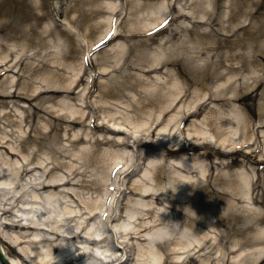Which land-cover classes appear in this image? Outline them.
Returning a JSON list of instances; mask_svg holds the SVG:
<instances>
[{
  "label": "bare ground",
  "instance_id": "obj_1",
  "mask_svg": "<svg viewBox=\"0 0 264 264\" xmlns=\"http://www.w3.org/2000/svg\"><path fill=\"white\" fill-rule=\"evenodd\" d=\"M153 1L154 0H142V2L134 3L126 14L122 7L117 6V4L113 2H102L94 5L95 9H93V14L101 15V13L106 12L108 15L101 22L94 23L95 29L99 35L95 41L91 42L89 51L94 49L96 45H100L99 43L105 46L102 40L108 32H115V36L112 41L106 44L110 45L111 48L108 47L97 54L95 57L96 60L92 62L91 66L96 67L98 65L100 76L111 75L113 79V73L123 67V60L130 53H134L136 61L143 59V61L148 63L140 65L138 64L139 62H134L132 65L135 67H147L149 69L147 70V74L160 72L164 67L166 68L168 65H173V67H176L178 74L182 76L186 74L185 67L179 62L175 63L166 60L167 55L171 56L173 54V48L168 47L166 48L167 50H162L160 54L151 59L152 57L148 53L147 47L153 44V42H158L159 39H156L157 36L165 32H156L155 28L161 23L172 24L181 19L191 20L196 27L206 24L218 27V29H214L218 39H211L207 42L209 46L214 44L213 47L200 45L202 47L190 48V50L188 48L183 49L184 54H190L187 57L188 60H195L204 54L210 55L209 57L211 58H209L208 64L203 60V64L210 67V73L208 75H202V73L197 70L198 66L195 60V66H193V68L199 73L195 79L191 80V83L196 86H201L203 89L196 93V97L193 98L195 99L193 105H189L187 109L183 108L187 103L189 90H186L183 84L178 83H174L172 87H170L172 90H168L166 96H160L158 99H154L150 96L140 97L138 95L118 96L125 90H137L138 86L142 84L133 76H127V80L124 82L116 83L118 86L112 85L111 81L108 82L109 85L103 84L102 91L100 90L98 96H96L99 99L96 98L95 102L89 103L88 100L91 96H80L81 98H78L80 102L74 104L71 96L74 95V90L84 80V75H80L82 67H79L77 62L67 65V62L64 60H62L61 63L55 61L56 64L54 66L48 65V57H57L60 53H58L57 44L54 42L49 44L46 41L47 38L51 40L53 37L52 32L47 30L39 32L35 28L39 22V20H37L35 24L32 25L30 32L26 34L25 38L29 45L28 35L32 37L33 40L37 38L39 41H45L44 46L48 47L46 50L54 49L51 53L43 54L40 50L33 55L41 58L37 64L40 66L39 71L42 67H46V65L49 69L53 70H50L51 76L44 78L42 82H39L40 84H35L36 82L33 83V87L29 91V86L31 87L30 84H32L34 79L36 80L39 75L37 73L35 77L31 75L30 77L26 76V68L31 65L34 66L32 62L27 63L30 55H15L12 49H10L9 52L2 51L5 52V54L0 56V74L8 73V76L0 82V108L2 109L0 111V126L1 124L3 126L13 125L19 128L23 135L18 136L22 139L21 142L18 140L20 144L18 147H15L11 146L10 140L7 139L11 134L2 131L5 133V136L0 139V148L1 146L8 148L4 151V155L7 157H18L20 155L23 158V162L16 163L17 168H13L12 176L16 179L27 177V175L32 174L36 169H42L44 171L46 180H40L35 184V187L38 186L43 192L53 191L60 187L73 184L80 174V171L76 168V165L79 164L73 160L78 158V163L79 161L80 163H85L86 161L91 162L92 159L90 160V157L86 155L89 153L86 151L89 148L94 149L97 147V149H95L96 152L99 145L111 143L112 148L105 150V159L108 161L107 164L110 165V170L112 167H117V174L119 177L127 174L129 171V164L133 165L138 156L140 158L143 156V167L139 172L142 174L139 176L141 180L138 181V183L134 181L131 185L137 196L152 199L153 202L141 203V201L138 200H129L124 215L120 217V212L117 214L120 217L119 221H122L121 219L125 217V213L126 219L128 218V220L135 219L137 215H143L144 213L153 216L152 211L154 213L155 209L152 208L151 204L161 206L164 202L171 205L175 213L173 212L169 218L163 217L156 220L155 225L153 224L152 227H150L151 225L149 222H145L146 220H143V218L141 219L143 223L133 227L134 230L130 229V221L127 222V220L120 223V229H123L120 233L125 236V240L122 242L124 249L126 247L136 249L137 247L139 250L137 262L135 264H167L173 262L175 258H177L178 261L173 262L174 264H197L199 261H201V264L207 262L208 264H218L220 262H223V264H264V232L261 234L255 232L259 225L264 224V216L253 212V210L249 209V205H247L250 203L254 206L260 205L264 207V160L255 161L259 156L264 159V106H260V112L257 113L249 104L250 101H257L258 97L264 100V96H252L259 87L264 85V74L261 77L255 76L253 78H248L239 74L240 71L249 68V61L246 58L251 57L250 55L237 54L232 50L237 45L246 43V41L241 37L239 38L238 35V32L242 28L237 29L231 25L229 27H223V22H234L241 14L246 17L252 16L253 18L255 14L260 13L259 9L262 5L260 6V4H258L256 6L253 0H231L229 7L231 14L229 19L225 20L226 15L222 16L220 14L221 16H219L218 11H216L219 6V4H217L218 0H173L174 4L185 2L187 5L192 6L193 9L190 15L179 10H175L176 14H170L171 9L169 5L166 7V5L164 6V4H162V1L159 3H154ZM3 4H7L5 0ZM210 7L211 10H207ZM253 7L256 8L255 12L251 11L252 9L250 10V8ZM124 14L129 18L127 20V28H129V30H127L128 33H123V31L119 29V26L115 24L116 21L112 20L114 16L121 17ZM145 15L148 19L142 21V17ZM170 16H172V18ZM248 27L250 28L251 26L249 25ZM3 28H10L13 32L17 31L12 23L0 26V31H2ZM248 31L249 30L245 32L249 35L250 33H248ZM228 33L230 35H227ZM58 34L61 35L60 33ZM178 34L179 33L175 32L169 38L161 39L160 42L163 41L162 43L164 46L170 39L173 40ZM83 35L86 38L88 37L87 32ZM21 36L24 37V34ZM124 36L127 39L131 38L134 40L132 41V47L127 46L126 43H115L119 38H123ZM141 37H143V39ZM205 37L206 34H199V36H197L200 41L199 43L202 44L201 41H203V39L200 38ZM41 45L42 44H38L37 47H41ZM222 47H229L230 49L222 52ZM211 52H213V54H211ZM64 58H66V56ZM103 59L107 61L106 64L103 62ZM150 60L153 61V63L148 65ZM237 60H240V64L234 63ZM261 60L264 62L263 57L260 61ZM198 65L200 66V64ZM65 67L76 72V74L68 79V83L63 85L62 76L60 77V75H56V73H58L59 70L65 69ZM130 67L132 66L130 65ZM16 75L19 77H16ZM239 75L242 77L237 79ZM214 80L225 81V85L223 87H213L212 89L214 91H212V89L211 91L206 89V83ZM239 82L240 85H238ZM185 85H188L187 81ZM96 87V84L92 86L94 89ZM105 88H107V91L104 93ZM207 91L209 92V94H207L208 96L203 98L202 96L206 94ZM30 93L32 94L30 95ZM63 94H67L69 97H63ZM120 98L125 99L121 100ZM98 100L99 102L94 106V103ZM22 103H27L28 105H21ZM215 104L218 105L216 109L214 108ZM20 107L27 109L23 110ZM255 107L257 108L258 106L256 105ZM147 108H150L149 111H147ZM20 109H22L24 113L20 112ZM227 109H230V111H226ZM120 110L130 114L126 120L116 117L117 114L123 113ZM205 110H208V114L202 116ZM244 110H253L254 115L248 117L247 114L244 113ZM96 111H105L106 114L108 112L107 116H109L110 122H114L109 123L110 126L101 125L99 122V125H101L99 128L107 129L114 135H120L124 131H127V129L125 130L123 127L132 126L129 130H133L134 134L130 135V138L133 140V145L137 148L138 155L136 153L133 157H130L126 153L127 151L124 149L126 144L120 142L122 137L112 139L110 136V140H99L94 137L89 139L87 134L83 137L73 132L76 126H80L84 121L85 123L87 121L91 126L94 122L95 115L98 113ZM61 113H65L66 115ZM171 113H174V115L170 116ZM42 115L50 119L45 126V128L48 126L50 130L49 133L42 132L40 128L35 125L37 119H40ZM144 116L147 118H144ZM201 116L202 118H199ZM24 126L33 129V132H35L34 137H30L32 141L37 142L36 140H39V142H37L39 147L41 146V140L43 142L50 136L53 142L56 143L59 139H62L63 135L61 134L63 132L66 137L70 136L72 133L69 144H71L70 146L73 148L70 150L60 149V151H54L55 153L61 154L63 158H68V163L63 162V160L60 161L59 159H55V161L53 160L52 162H48L49 160H37L34 152H26L23 143L24 141L26 143L28 139H26V136L24 137ZM156 131L157 142L159 143V145L156 146L164 153V163L161 165L156 164L151 154L144 149L145 147H155V143L153 144L145 139L154 137ZM40 134L43 135V138H41ZM81 142L89 145V147H83V149L80 150L81 155L76 156L73 152H75V148ZM9 150L11 151L9 152ZM179 152H181L180 155L178 154ZM4 155L0 156L2 157L0 159L9 162ZM126 161L127 164L120 166V162L123 164V162ZM102 162L103 158L97 161L99 164ZM253 164L257 165V169L252 166ZM63 168L66 169L68 175L57 180L55 178L52 179L53 172ZM132 175L133 174H128L126 177ZM136 175L139 174H135L134 176ZM1 176L0 174V177ZM151 179H153V181L157 179L159 183L166 180L169 183V187L162 189L160 193L155 192L153 186L148 183ZM105 182L106 179L104 178L103 181H101L102 188L106 186ZM120 188L121 182L119 183V191ZM187 193L190 196H194V198H188ZM57 194L58 193H55L53 196H46L45 201L50 207L54 206V198ZM63 194L65 195L64 190L61 192V195L63 196L62 198H65ZM66 195L71 196L69 192ZM105 195L108 197L111 194L105 193L104 197ZM99 198L100 194L97 195L96 199H91L90 204H86L87 212L84 213V215H88L87 218H85L84 224L81 225L82 230L80 234L88 230L89 224L92 221L96 222L100 220L102 222L101 219H103V216L100 217L99 214L103 212L102 208L104 207L103 204L101 206ZM15 199L18 201L17 198ZM224 200L226 202L225 220L222 219L218 211L219 204ZM12 206L13 205H10L7 201L5 204L6 208L0 209V219L11 213L13 210L11 209ZM66 209L69 210L68 218L73 219L77 217V215H74L75 213L71 208L67 207ZM192 210H195V217L191 214ZM206 210L210 211L218 221L209 220L203 223ZM242 212L247 215L243 216ZM114 215L115 211L111 210V214L108 215L109 223L112 221ZM144 216H146V214H144L143 217ZM164 220L167 222V225L168 223L175 222L181 227H193L195 229H202L204 226L203 224H206V226L211 229H215L218 224H222L221 226L223 229L221 231V236H217V238L213 240L203 238L197 241L198 245L196 246H193L191 242L187 241L184 229L179 230L176 234L177 237L180 238L177 240L173 237L155 239V233L154 237L152 236L153 238H146V241L150 240L151 244L148 243L144 247L138 245V243L136 245L131 243L133 238H140L149 228H156V226L162 224L160 221ZM19 224H21V220L12 224L1 223V241L13 245L14 242L10 240V235L6 232V229L16 228ZM112 233H115L114 230H112ZM102 236L103 235L99 234L98 231L91 232L89 235L90 240L87 239L86 242L95 246L106 247L107 249H97V252L95 251L96 253L83 251L78 254H73L71 257L65 256L66 252H62L58 257L65 256V264H80L83 259L91 256L101 260L107 259L108 257L105 254L108 251L114 250L115 245L111 247V243H109L106 238H101ZM233 236L237 237L238 240L236 239L231 247L225 248L224 244H229ZM239 236H242V238ZM244 236L247 237V239L244 238ZM72 238L73 240H77L80 238V235L77 234ZM184 239L186 242L183 241ZM16 243H18V240ZM172 244H177V246L180 247L175 248L176 250H172ZM221 247L223 251H221ZM2 249L9 264H30L26 263L16 252L15 254L21 261H15L8 255L3 245ZM209 249H213V252ZM105 250L107 251L106 253H104ZM53 251H56V249H53ZM144 253L146 254V259L144 258L142 260L141 257ZM101 254H104V257L101 256ZM234 254L236 255L230 258V255ZM182 255L185 257H181ZM125 257V260L115 257L109 261L111 264H128V262L132 260L131 258H133L132 252L126 250Z\"/></svg>",
  "mask_w": 264,
  "mask_h": 264
},
{
  "label": "rangeland",
  "instance_id": "obj_2",
  "mask_svg": "<svg viewBox=\"0 0 264 264\" xmlns=\"http://www.w3.org/2000/svg\"><path fill=\"white\" fill-rule=\"evenodd\" d=\"M7 4H3L4 0H0V26H3L8 23H12L13 27L17 30L13 32L10 28H3L2 31H0V56H3L5 52L2 51H7L9 52L10 49H12V52L15 55H23L27 54L30 55V58L28 59L27 63L32 62L34 64L26 68V76L30 75L32 77H35V74H39L37 76V79H34V82H32L31 87L29 86V91L32 89L33 83L35 84H40L39 82H42L44 78H47L51 76L50 70L48 66L42 67L41 70L39 71L40 66H38V62L41 60L39 56H33L34 53L37 51L45 53H51L52 50L54 49H47L48 47L44 46L45 41H39L37 38L33 40L32 37H29L28 35V42L30 45L27 43L26 40V34H28L31 30L32 25L35 24L37 20H39L38 24L35 26V28L41 32V31H49L52 32L53 37L51 40L49 38L46 39V41L49 44H52L53 42L57 44L58 46V53L59 56L57 57H48V65L54 66L56 64L55 61H58L61 63L62 60L67 62V65H70L71 63L74 64V62H77L79 67H84L83 63L84 60L89 56L87 53V49H89L88 46H86L87 42L91 43L92 41H95L96 38L98 37L97 30L95 29V22H101L108 14L106 12L101 13V15H95L93 14V9H95V4L97 3H109L113 2L114 4H117V6H120L124 9L125 14L126 12H129L130 8L134 3L137 2H142V0H5ZM162 1V4L166 7L169 5V8L171 11L175 12V10H179L183 13H186L190 15L192 13V6L187 5L185 2L181 3H176L174 4L173 0H154V3H159ZM256 6L260 4L262 7L259 9V14H255V16L252 18V16H245L241 14L240 17H238L234 22L228 23V22H223V27H229L234 26L235 28H242L239 32V38L241 37L246 41V43H241V45H237L234 49H232L235 53L237 54H244V55H250L251 57H247L249 61V68L247 70L240 71L239 74L242 76H246L248 78H253V77H261L264 74V62L263 60L260 61V59L263 57L264 58V0H253ZM152 3V2H150ZM230 3L231 0H218L217 4H219L218 9V15L223 16L226 15L225 20L229 19L231 10H230ZM235 9V8H234ZM252 9V10H251ZM207 10H211V7L208 8ZM251 11L256 10V8H250ZM125 14L120 17L119 20V26L120 30L123 31V33H128L127 28V20L129 19L128 16H125ZM221 14V15H220ZM240 15V14H239ZM148 18L146 15L142 17V21H146ZM136 20V19H135ZM130 23V22H129ZM139 25V24H138ZM251 26L250 28L248 26ZM142 27V26H141ZM173 30L168 32L166 36H161L159 39L161 40L162 38H169L171 35H173L175 32L179 33L176 35V37L165 44L163 46V41L160 42V40L157 42H153L148 49V53L150 54L151 59L154 58V56H157L162 52V50L170 47L173 48V54L169 57L166 56L167 61H172V62H179L183 67L186 69V74L185 75H179L176 67L173 65L171 66H166L164 67L163 70L160 72H155L151 74H147V70H149L147 67H135L132 65L134 62H139L138 64L140 65H145L148 62L143 61L141 59L140 61H136V58L134 57V53H130L122 62L123 67L118 69L116 72L113 73V79L111 78V75H106L103 77L98 76L97 74L100 73L99 70L96 68H92L93 70L87 68V74L84 77V82L80 84V86L75 90L74 95L71 97L72 102L79 103L80 101L78 98H81L80 96H93L91 99L92 102H95L96 98L94 96H98V92L101 90L102 91V85L106 84L109 85L108 82H112V85L118 86L119 82H124L127 80V76H133L136 78L140 83H142L140 86H138L137 90H125L123 93L121 92L118 96H150L154 99H158L160 96L165 95L168 92V90H172V85L174 83L178 84H183L186 90H189V96L187 97V103L183 106L184 109H187L189 105H193L194 97H196V93L202 90L203 88L201 86H196L195 84L191 83V80L195 79L198 75V73H202V75H208L210 73V67H207L204 65V61L209 62V56L208 54L201 55L200 59H195L196 64H197V70L193 68L195 60H188V56L190 55L189 53L184 54L183 49L188 48H195L199 47L200 45H204L206 47H213L209 46L207 42H209L211 39H218L217 35L214 31V29H218V27H213L209 26L208 24L203 25V26H198L196 27L195 24L189 19H181L177 23H174L172 25ZM248 31L250 33L249 35L246 34L245 31ZM88 33V37H84V33ZM245 32V34H244ZM11 33V34H10ZM24 34V37L21 36ZM60 33L61 35H59ZM10 34V35H9ZM90 34V35H89ZM181 34V35H180ZM199 34H206L205 38H200L203 39L202 44L199 43ZM226 34V32H225ZM227 35H230L229 33ZM121 43L125 44L127 46L132 47L134 41L133 39L129 38H121L119 40ZM204 42V43H203ZM117 43V42H116ZM38 44H42L41 47H37ZM161 45V47H160ZM86 46V47H85ZM69 47V48H68ZM202 47V46H200ZM222 52H225L226 50L230 49L229 47H222ZM167 50V49H166ZM165 50V51H166ZM70 51V53H69ZM11 52V53H12ZM213 54V52H211ZM255 55V56H254ZM66 56V58H64ZM64 59H63V58ZM170 59V60H169ZM187 59V60H186ZM211 59V58H210ZM252 60V62H251ZM90 61V59H89ZM102 61V60H101ZM166 61V62H167ZM103 62L106 64L107 61L103 59ZM26 63V64H27ZM101 63V62H100ZM99 63V64H100ZM153 61L150 60L148 65H151ZM235 64H240V60H237L234 62ZM200 64V66L198 65ZM130 65L132 67H130ZM98 67V66H97ZM62 68V67H60ZM85 68V67H84ZM38 70V71H37ZM40 72V73H39ZM76 72H73L70 69H65L59 70L56 75L62 76V84L65 85V83H68V79L71 78ZM93 74V77L91 76ZM96 74V75H95ZM238 74V73H235ZM241 75L237 76V79L239 77H242ZM18 75H16L17 77ZM19 77V76H18ZM96 81L97 84V89L94 91L92 90L91 94L88 95V92L90 91V82L91 80ZM112 79V80H111ZM188 83V85H185V83ZM61 82V81H60ZM225 81H208L206 83V89L210 90L213 87H218L221 86L223 87L225 84ZM205 84V83H204ZM240 85V82L238 83ZM257 87V86H255ZM117 88V87H116ZM107 91V88L104 89V93ZM212 91H214L212 89ZM114 92V89H113ZM33 93V92H32ZM30 93V95L32 94ZM209 92L207 91L206 94H204L202 97L204 98L205 96H208ZM64 96H68L67 94H63ZM252 96H264V85L258 88V90L252 95ZM99 99V98H98ZM121 100L125 98H120ZM99 102L96 101L95 104ZM186 102V101H184ZM90 103V102H89ZM25 105H28L27 103H24ZM23 103L21 105H24ZM93 104V103H91ZM249 104L252 106L253 110H256L257 113L260 112V106H264V100L261 97H258L257 101L253 102L250 101ZM52 105V104H51ZM156 105V104H155ZM238 105V104H237ZM258 106L257 108L255 106ZM239 106V105H238ZM26 107V106H25ZM22 108V107H20ZM215 109L218 108V105L215 104ZM23 110L27 108H22ZM20 109V112L24 111ZM150 108H147V111H149ZM2 109L0 108V111ZM123 110V109H122ZM120 110V111H122ZM252 111H247L244 110V113L247 114L248 117H252L254 115V112ZM127 111V110H126ZM226 111H230V109H227ZM98 112L96 118V123L98 124L99 122L101 125H107L110 126L109 123H113L114 121L110 122L109 116H107L106 112ZM116 112V111H115ZM123 113L117 114V118H121L126 120L127 117L130 115L125 111H122ZM177 113V112H174ZM174 113H171L170 116H173ZM19 114V113H18ZM63 115H66L65 113H61ZM208 114V110H205L202 114L203 115ZM199 117V118H202ZM109 119H106V118ZM144 118H147L144 116ZM99 119V120H98ZM193 120V119H192ZM191 120V121H192ZM48 121H50L49 117L47 116H41L40 119H37L36 124L38 128L44 133H49V128H45L47 125ZM120 122H123L121 120H118ZM100 125V126H101ZM132 126H127L123 127V129H127V131H124V133L120 135H114L113 133L109 132L107 129L103 128H90L88 126V123L85 121L80 124V126H76L75 130L73 132H76L79 134V136L85 137V134L89 137H94L95 139L99 140H110V136L112 139H115L116 137H122V140L120 142L125 143V150L129 152V154L134 155L137 153V148L133 146V140L130 138V134L134 133L133 130H129ZM0 139L5 136V133L2 131H5L6 133L11 134L7 139L10 140V145L18 147L19 142L18 140L21 139L18 137L19 135H23L19 128L13 126V125H7L3 126L1 124L0 126ZM122 128V127H120ZM187 128V127H186ZM23 130L25 131L26 139L28 141L23 143V145L26 148V152L32 153L34 152L36 155V159L41 160V161H47L52 162L55 159H59L60 161L63 160V162L68 163L69 159L68 158H63V156L59 153H55L54 151H60V149H72L69 144V141L72 138V133L70 136H64V132L61 134L62 139H59L56 143L53 142L51 136L48 137L46 140L42 142L41 140V146L39 147V140L37 139L35 141L31 140V137H34L35 132H33V129L27 126H24ZM92 132V133H91ZM192 134V133H191ZM264 135V133H263ZM31 136V137H30ZM41 138H43V135L40 134ZM115 136V137H114ZM30 137V138H29ZM25 139V138H23ZM148 140L156 142L157 139L155 137L153 138H148ZM147 140V141H148ZM132 145V146H131ZM89 147V145H86L85 143L81 142L80 144L77 145L75 148V152H73L76 156L81 155L80 150ZM112 148L111 143H104L98 146V150L95 152V147L94 149L89 148L86 150L88 155L90 157V160L92 161H86L85 163H78V158H75L73 160L79 165H76V168L80 171L79 176L77 177V180L68 186L65 187H60L56 190L49 191V192H43L39 187H35V184L38 183L40 180L44 181L46 180V175L42 169H38L33 171L32 174L27 175V177H23L22 179H16L15 177L12 176V172L15 168H17L16 163L18 162L22 163L23 158L19 155L18 157H7L4 155L3 149H0V156H5L9 162L4 161V159H0V174L2 175L0 179V209H5V204L7 201L9 202L10 205H14V211L13 214H8L6 216L1 217L0 219V224L1 223H9L12 224L19 219L22 220L21 225L19 224V227H13V228H8L6 229V232L10 235V240L13 241V245L5 244L4 246L6 248V251L14 259L15 261H21L18 256L22 257L26 261V263L30 264H65V256L71 257L73 254H78L82 251H87L91 253H96L97 249L103 250L106 247L102 246H95L92 244H89L86 242V240H90L89 235L91 232L98 231L99 234L104 235V237H107L108 240L111 242V245H115L116 249L114 252L113 251H104L106 253L105 255L109 258L101 260L97 259L95 257H87L83 259V261L80 264H111L109 263L108 259L114 257L116 254L117 256H123L125 258L126 256V250L131 251L133 253V250L131 247H126L124 249L122 242L125 240V236L120 233L123 229H120V223L123 221H127V219L123 220L122 222H117V221H112L108 222L106 224H101L99 225L98 222H91L89 224L88 230H86L84 233L80 234L81 225L84 224L85 218H87L88 214H85L87 212L86 209V204L91 203V199H96L97 195L100 194L99 201L101 202V206L105 201L104 194L106 192H110L109 190V185L112 184V186L115 188V190L111 191V193L116 196L115 202H112L113 209H118L120 208L119 204L122 202V199L129 198V200H138L141 201V203H146V202H152L153 200H144L140 197L134 196L133 195V186L131 183L134 181L138 183V181L141 180L138 176L136 177H125L121 176L120 178L118 176L112 175V169L110 170V165L107 164V160L105 159V150ZM119 148V147H118ZM133 150L135 151L133 154ZM147 151L151 152V156L153 157V160L156 162V164L161 165L162 159H160L159 156H162L163 152L161 150H149L147 148ZM2 154V155H1ZM138 155V153H137ZM60 157V158H59ZM87 157V156H86ZM2 158V157H0ZM100 158H103L102 163H97V161L100 160ZM136 162L133 165H129V171L131 172L135 168V164L139 163L141 160L140 157L136 158ZM258 160H264L260 156L256 158L255 161ZM87 163V164H86ZM164 166V165H163ZM255 169H257V165L253 164ZM15 167V168H14ZM249 167V166H248ZM14 168V169H13ZM134 168V169H133ZM138 172V171H136ZM67 171L66 169H61L53 172V178L60 179L61 177H66ZM127 175V174H126ZM155 176V175H154ZM106 179V186L103 188L101 187V181L103 179ZM155 180V179H154ZM121 181V186H122V193H124L122 196L120 195L118 188H119V183ZM79 182V183H78ZM159 181L156 179V181H149L155 192L160 193L162 189H165L169 187L168 181H162L159 184ZM224 187V186H223ZM133 189V190H131ZM65 191V198H62L63 196L61 195L62 191ZM102 190V191H101ZM70 193L71 196L66 195L67 193ZM55 193H58L57 196L54 198V206L50 207L45 199L46 196H53ZM125 195V196H124ZM67 196V197H66ZM188 198H194V196H190L187 193ZM15 198H19L18 201H16ZM120 199V201L117 200ZM111 200V199H109ZM109 202V201H108ZM111 202V201H110ZM125 203V202H124ZM128 204V203H127ZM152 208L155 209V212L152 214L153 216L147 215L143 217V215L139 214L136 216L135 219H129L127 222L131 224L130 229L134 230L133 227L139 226L143 223L141 220L145 219V222H149L151 225L150 227L155 225V221L159 220L161 218L165 217H170L172 213L175 211L172 210L171 205L167 204L164 202L162 206H157L155 204H151ZM218 207V211L220 216L222 217L223 220H225V206L226 202L225 200L222 201ZM249 209L253 210V212H256L258 214H262L264 216V207L262 206H254L250 203H248ZM110 206V207H111ZM69 207L73 210L75 213L74 215H78V217L70 219L68 218V212L66 208ZM10 208V207H8ZM150 208V209H152ZM148 209V208H147ZM103 210H106L103 209ZM109 213H111V209H108ZM170 210V211H169ZM1 212V211H0ZM161 215H160V214ZM195 210H192L191 214L194 215ZM243 216H246L247 214L242 212ZM159 216V217H157ZM204 222H208L209 220L213 221H218L215 216L210 212L207 211L204 214ZM173 217V216H172ZM215 219V220H214ZM112 220H115V217H112ZM173 220V219H172ZM105 221V222H106ZM104 222V221H103ZM162 222L161 225L156 226V228H149L144 234L137 237L140 238H133L131 243H135V245L138 243V245L144 247L148 243H150V240L146 241V238L150 239L153 238L155 233H157V230L161 228L163 224L167 225V222L160 221ZM159 222V223H160ZM158 223V222H157ZM216 223V222H215ZM179 225V224H178ZM204 226L202 229H195L193 227H181L180 229H184V233L186 236V239L188 242H191L193 246L198 245V240H201L203 238H209L210 239H215L217 236H221V231H222V224L216 226L215 229H211L206 224H203ZM168 227L173 228V230H176L173 223H168ZM111 230H114L115 233H112ZM210 231V232H209ZM255 232L261 234L264 232V224H261L257 227ZM253 233V232H252ZM251 233V234H252ZM79 234L80 238L79 239H74L73 236ZM60 235V236H57ZM249 235V234H248ZM153 236V237H152ZM252 236V235H250ZM254 236V235H253ZM242 238V236H239ZM169 238V237H168ZM173 238L180 239L175 235ZM244 238L247 239V237L244 236ZM238 240L237 237L233 236L230 239L229 244H224V247H231L235 240ZM18 240V243L16 241ZM183 241L186 242L184 239ZM102 247V248H101ZM120 247V248H117ZM180 246H177V244H172L171 249L176 250L175 248H179ZM53 249H56V251H53ZM107 249V248H106ZM213 252V249H209ZM96 251V252H95ZM134 260L130 261L128 264H135L137 262V253H138V248L135 250L134 249ZM141 251V249H140ZM221 251L222 247H221ZM18 253V256L15 254ZM62 252H66L65 256H60ZM113 252V253H112ZM142 252V251H141ZM130 253V252H129ZM143 253V252H142ZM162 253V252H161ZM163 254V253H162ZM146 254L141 257L143 260L144 258L146 259ZM234 255H230V258H232ZM101 256L104 257V254H101ZM181 257H185L182 255ZM205 258V257H204ZM178 259L175 258L173 262H177ZM34 262V263H33ZM173 262L167 263V264H174ZM139 264V263H138ZM180 264V263H179ZM186 264V263H185ZM197 264H201V261H199ZM204 264V263H203ZM205 264H208L205 263ZM210 264V263H209ZM218 264H223V262H220ZM227 264V263H226Z\"/></svg>",
  "mask_w": 264,
  "mask_h": 264
},
{
  "label": "clouds",
  "instance_id": "obj_3",
  "mask_svg": "<svg viewBox=\"0 0 264 264\" xmlns=\"http://www.w3.org/2000/svg\"><path fill=\"white\" fill-rule=\"evenodd\" d=\"M171 223H173L176 230H173V228H170L168 227V225L163 224L161 228L157 230V233L154 238L160 239L164 237H174L178 233L180 226L176 224L175 222H171Z\"/></svg>",
  "mask_w": 264,
  "mask_h": 264
},
{
  "label": "water",
  "instance_id": "obj_4",
  "mask_svg": "<svg viewBox=\"0 0 264 264\" xmlns=\"http://www.w3.org/2000/svg\"><path fill=\"white\" fill-rule=\"evenodd\" d=\"M0 255L2 256V253H1V251H0ZM3 261H4V263H5V264H7V263H6V261H5L4 259H3Z\"/></svg>",
  "mask_w": 264,
  "mask_h": 264
}]
</instances>
